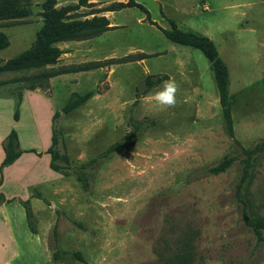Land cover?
I'll return each mask as SVG.
<instances>
[{
    "label": "rangeland",
    "instance_id": "1",
    "mask_svg": "<svg viewBox=\"0 0 264 264\" xmlns=\"http://www.w3.org/2000/svg\"><path fill=\"white\" fill-rule=\"evenodd\" d=\"M120 1L128 0H89L75 10L78 18L106 15L113 28L59 42L57 63L0 73V136L15 130L30 165V180L18 181L14 171L4 190L32 193L41 199L32 204L48 207L50 263L36 231L40 218L26 200L10 252L15 264L25 257L26 264H264V241L245 222L237 197L245 149L264 140V0H136L155 24L139 7L106 10ZM23 2L28 16L0 20L10 40L2 63L30 48L43 25L45 0ZM78 2L57 0V7ZM171 20L210 37L226 62L233 135L209 60L165 35ZM60 71L66 73L48 76ZM170 78L177 102L159 106L152 94ZM90 91L63 111L75 94ZM56 112L52 151L60 157L53 160ZM226 156L234 159L229 168L212 174ZM252 165L243 190L250 215L264 219V150Z\"/></svg>",
    "mask_w": 264,
    "mask_h": 264
},
{
    "label": "trees",
    "instance_id": "2",
    "mask_svg": "<svg viewBox=\"0 0 264 264\" xmlns=\"http://www.w3.org/2000/svg\"><path fill=\"white\" fill-rule=\"evenodd\" d=\"M24 0H0V20L16 19L28 16L31 9L28 3ZM89 4V0H79L76 4H68L62 7H57V0H45L43 3V25L37 33V37L33 44L20 55L8 59L2 63L0 60V73L5 71H15L22 69H29L33 67H43L49 64L58 62L62 50L57 45L63 41L85 40L101 35L107 30L113 28L110 19L106 15L95 14L92 17L78 18L74 16V11L82 5ZM128 7H139L147 13V18L153 21L150 17L149 10L136 0L120 1L116 5H112L106 9L108 11H116ZM172 27L170 29H163L165 35L173 42L200 49L210 62L211 68L214 72L216 84L219 91L220 103L222 106L223 116L226 121L228 131L231 135L234 134L233 119L231 110V96L229 93V69L226 62L220 56L219 50L214 41L206 36L194 31H186L177 25L174 20H171ZM10 45L8 35L0 31V51ZM66 71L49 73L48 76H55ZM93 96V92L85 94H75V99L69 100L63 111L69 113L75 107L87 101ZM59 118V113L56 112L53 116V138L50 153H52L53 160L60 157V151L55 149L54 146L59 144V129L56 125ZM120 145H111L109 152L118 150ZM6 157L2 163L1 168L13 163L20 155L18 134L15 130L7 136L4 142ZM264 150V140L257 143L251 149H245L247 154L244 159L243 176L237 186V197L242 203L243 215L247 225L251 226L256 233L258 240L264 241V219L253 218L250 214V199L247 196L248 191H244L245 182L248 184L252 178V156L255 152ZM51 162V167L55 170L59 169L58 165ZM233 157H224L215 165L209 168L212 174H218L225 171L233 162ZM81 180V177H80ZM3 182V174H0V186ZM4 199L3 194L0 192V202ZM28 215L31 216V209L27 206ZM76 256L82 259V256L77 253Z\"/></svg>",
    "mask_w": 264,
    "mask_h": 264
},
{
    "label": "crops",
    "instance_id": "3",
    "mask_svg": "<svg viewBox=\"0 0 264 264\" xmlns=\"http://www.w3.org/2000/svg\"><path fill=\"white\" fill-rule=\"evenodd\" d=\"M8 135L9 134H4L3 136H0V174L1 173L3 174V182L2 185L0 186V192L4 196V199L0 202V264H15L17 254H15L14 252L13 253L10 252H12V247L15 248V244L18 242V236H20V231L18 229L20 221H18V215L19 213L25 215V213L27 212L24 206V202L26 200H29L31 202L33 215L39 216L40 218L39 222L41 226L43 224V221H45V226L42 228L40 226V228L36 229V231H41L43 233L44 252H46L50 263L51 261L50 239L47 230V223H46L47 220H45L48 213V209H47L48 207L43 202L41 204H38L37 206L32 204L36 200H41L40 198L35 197L32 193L28 194V196H26L25 194H17L15 196L14 191L5 192L4 190L6 186L8 174L14 171L15 172L18 171L20 173L18 181L20 182L25 181L26 178H27L26 181L30 180L28 175L30 171L28 168L26 169L24 168L25 165L29 164V162L28 161L23 162V158L24 156H26L25 154H28L26 151H24L13 163L1 168L2 162L5 158L4 155H6L4 142ZM18 142L20 145L21 141L19 134H18ZM48 147L49 145L45 146L44 150H47ZM31 165L34 164L31 163ZM31 181L33 182L35 181L34 175L31 176ZM25 262H27L26 257L24 258V264H26Z\"/></svg>",
    "mask_w": 264,
    "mask_h": 264
},
{
    "label": "clouds",
    "instance_id": "4",
    "mask_svg": "<svg viewBox=\"0 0 264 264\" xmlns=\"http://www.w3.org/2000/svg\"><path fill=\"white\" fill-rule=\"evenodd\" d=\"M178 85L172 78L163 82L162 87L152 94V98L159 106L172 107L176 104Z\"/></svg>",
    "mask_w": 264,
    "mask_h": 264
}]
</instances>
